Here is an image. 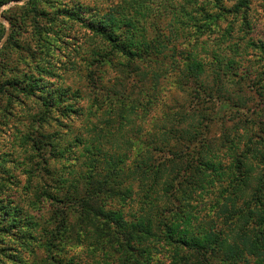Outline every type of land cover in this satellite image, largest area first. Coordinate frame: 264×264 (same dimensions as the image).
I'll return each mask as SVG.
<instances>
[{
	"label": "trees",
	"instance_id": "1",
	"mask_svg": "<svg viewBox=\"0 0 264 264\" xmlns=\"http://www.w3.org/2000/svg\"><path fill=\"white\" fill-rule=\"evenodd\" d=\"M20 1L0 0V9ZM38 1L6 12L12 29L0 50V94L12 89L40 99L41 118L48 122H60L53 119L54 112L63 119L73 115V124L78 116L84 118L80 88L49 86V81H31L27 75L4 81L7 72L18 70L19 64L12 65L19 59L31 63L39 74L45 71L56 78L42 63L50 66L51 51L56 48L60 53L70 44L62 24L78 22L94 41L89 57L82 61L87 67L84 77L87 88L98 91L104 112L98 118L106 124L105 128L85 125L81 134H75L72 124L65 133L58 129L32 138L36 151H49L59 159L82 150L88 171L75 179L54 180L62 191L51 199L65 205L56 210L54 227L0 200V255L18 264L23 257L36 258L39 251L46 254V264H165L155 260L159 252L171 259L169 264H264V120L244 124L242 134L224 132L218 140L211 139L213 121L202 102L206 97L210 103L218 101L216 115L222 108H237L221 102L227 85L238 83L233 80L239 76L237 61L230 58L224 63L217 53L208 62L201 61L180 41L183 28L191 23L203 36L224 14L238 12L226 9L222 0H181L178 7L175 0H123L88 21L81 17V5L58 6L51 13L40 11ZM246 4L247 0H239L236 11ZM169 10H175L172 20L162 28L158 14ZM154 14L157 17L151 21ZM5 36L0 23V43ZM13 51L27 59L10 61ZM116 61L121 77L105 85L98 73L105 66L118 69ZM75 65L69 61L62 70L67 73ZM119 78L125 81L124 92L118 89ZM168 79L172 88L192 91L194 111L175 112L169 107L160 92ZM159 109L162 114L154 117ZM135 116L144 124L151 122L150 129L138 128L141 137L136 143L124 131ZM8 237L14 246L5 243ZM72 241L86 249L90 262L76 263L68 254L62 257L67 247H73Z\"/></svg>",
	"mask_w": 264,
	"mask_h": 264
},
{
	"label": "rangeland",
	"instance_id": "2",
	"mask_svg": "<svg viewBox=\"0 0 264 264\" xmlns=\"http://www.w3.org/2000/svg\"><path fill=\"white\" fill-rule=\"evenodd\" d=\"M29 1L31 0L12 2L0 9V23L6 30V36L0 43V50L7 42L10 30L12 29L9 20L5 17V15L8 16L6 12L14 7H22ZM122 1L39 0L38 5L40 11L45 10L51 13L58 6L75 9L81 5L83 7L80 10L82 11L81 17L91 21L93 20L92 17L96 14L104 15L112 6ZM222 1L226 9L238 13L224 14L223 17L227 16L226 20L222 19L223 17L216 20L213 31H207L203 36L192 27L191 23V25L183 28V36L180 40L191 52L195 51L198 53L200 60L203 59L208 62L211 60V56L217 53L222 56L221 58L224 59V63L230 58L237 61L238 70L236 72L239 76L233 80L238 83L230 82L227 85L226 94H221L222 103L230 106L236 104L237 108L228 106L226 110L222 108V114L216 115L214 111L215 109H219L218 101L210 103L208 102L209 98L206 97V100L202 102V109L205 110L204 113H206L208 119H212L213 121L212 125H210L209 137L215 140H218L220 136L222 137L224 132H227L228 135L231 134V136L237 135V133L242 134L244 132V124L249 126L253 124V121L260 123L264 120V0H247L246 7L239 8L238 11H236L235 7L239 4V0ZM180 3L181 0L173 2L175 7H178ZM174 11L169 10L164 14H158V17L162 15L160 17L162 28L168 26V22L172 20ZM156 17L154 14L151 21L156 19ZM48 18L52 20L53 16L51 15ZM61 27L68 34V43L70 44L62 47L63 50L60 53L56 51V48L51 51V56L47 58V61L51 63L50 66L47 63L41 62L51 74L57 76L56 78L46 76L45 71L39 74L38 71L34 70V66L31 63L27 62L25 65L23 64V60L19 59L16 64L12 65L15 68L19 64L18 70L15 69L11 73L7 72L4 81L17 77H20L22 80L27 75L28 77H32L30 78L31 81L38 80L39 78L49 81V86L61 85L63 87L71 86L73 89L80 88L84 92V100L80 102V107L82 109L81 113L85 117L79 120L78 116L77 119L75 118L76 120L73 124L71 123L74 118L73 115L69 119H63L58 116L59 114L54 112L53 119L58 117L60 122L53 120H49L48 122L45 121V118H41L42 107L40 99L24 96L22 93L15 92L12 89L6 95L0 94V200H5L4 203L9 205L12 204L24 208L27 213L36 217L41 224L53 223V227L56 225L53 219L56 210L61 206H65L57 204L51 199V197L56 195L60 197L59 194L62 191H58L59 186L54 183V180L75 179L80 173L88 171V163L85 164L86 158H84L82 150H78L74 155V150L73 152L69 151V154L65 155V159H59L49 151H36L32 138H36L39 134H53L58 129L60 132L65 133L67 128L72 124L74 125L72 128L76 130L75 134L85 132L84 127L88 124L90 128L91 124L98 123L103 128H105L106 124L104 118H98L104 114L103 109L100 107L101 104L97 100L100 99L98 91L87 88L88 84L84 77L87 73V67L82 61L87 56L89 57L90 51L93 49L94 41L91 39L92 35L78 22H64ZM72 38L74 39L73 41ZM197 38H199L198 41L196 40ZM31 39L30 36L28 41L31 42ZM188 42H191L190 46L187 44ZM250 42L254 46L247 45ZM69 50L73 53H70ZM20 57L26 58L25 54L13 51L10 55V61ZM173 59L176 60V58ZM69 61L71 63L74 61L76 64L74 70L70 69L69 72L64 73L62 69L65 68L62 64H67ZM34 64L36 63L34 62ZM115 64L118 69L113 68L116 71L111 66H105L101 69V73H98V77H103L105 85H113L115 83L113 79L116 76L121 77L119 72L121 67L118 61ZM59 66L61 67L60 70L58 69ZM169 75L172 76L173 74L170 73ZM59 76L61 77L60 79L58 78ZM241 77L244 78L241 79ZM133 78L134 76L130 79L129 84H131ZM167 81L164 85L165 88L167 84L166 91L163 90L164 88H161L160 92L163 93V99L169 102V107L175 112H186L189 109L194 111L197 102L192 98V91L190 89L185 91L177 90L172 88L170 83L172 79H168ZM208 81L211 82L210 79ZM117 84L120 91H126V84L122 78H119ZM231 97L233 99L229 100ZM161 114L162 111L159 109L154 111L152 115L159 117ZM214 117H216L215 120H213ZM131 123L130 127L126 125L124 131H126L127 139L136 143L137 139L141 137V132L137 133L138 128L142 126L150 129L151 122L147 121L144 124L135 116L131 118ZM117 126L115 125L113 129L115 130ZM132 127L135 130L131 131ZM237 128H239L238 131H236ZM232 129L234 130L232 131ZM136 146L135 149H138V145ZM223 151H226V149ZM77 156L80 158V161L75 162L74 159ZM71 157L73 159L70 161ZM4 240L7 245L14 246L9 237L4 238ZM71 245L73 247H67L66 254H63L62 257L68 254L69 257L75 258L76 263L90 262V256L82 245H79L75 241H72ZM26 256L29 255L26 254ZM155 257H157L155 260L159 259L160 261H164L165 264H169L171 261V259H169L170 261L165 259L164 255L159 252H155ZM33 258L41 264H46V254L43 251H39L36 258L32 256L30 258L26 257L24 260L23 257V262L20 264H33L31 260ZM0 260V264H18L6 259L2 255H0Z\"/></svg>",
	"mask_w": 264,
	"mask_h": 264
}]
</instances>
